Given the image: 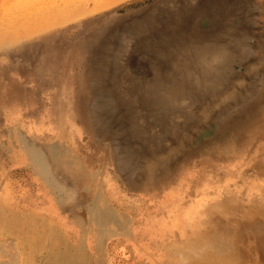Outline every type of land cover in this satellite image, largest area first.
<instances>
[{"label": "bare ground", "instance_id": "6f19581e", "mask_svg": "<svg viewBox=\"0 0 264 264\" xmlns=\"http://www.w3.org/2000/svg\"><path fill=\"white\" fill-rule=\"evenodd\" d=\"M37 1L0 22V264H264V0Z\"/></svg>", "mask_w": 264, "mask_h": 264}, {"label": "rangeland", "instance_id": "374dc122", "mask_svg": "<svg viewBox=\"0 0 264 264\" xmlns=\"http://www.w3.org/2000/svg\"><path fill=\"white\" fill-rule=\"evenodd\" d=\"M11 1V3L13 4V7H11V10L16 14V15H25V13L27 12V13H29V12H31V11H33L34 9H30L31 7H34L38 2H40V1H37V0H10ZM43 1H47V2H52V1H56V0H43ZM138 1V2H137ZM152 0H123V1H121L116 7H114V8H112V9H108V10H105V11H102L101 13H105V14H107V13H109L110 11H114V12H116V13H121V12H125V11H127V9H129V8H131V7H138V6H140V5H143V4H145V3H149V2H151ZM8 5H10V4H8ZM8 5H7V0H0V7L1 8H3L2 9V13L0 14V20L2 19V18H4V16H7L6 17V19L8 20V18H9V16L10 17H13V15H8V13L6 12L7 10H8ZM129 5V6H128ZM128 6V7H127ZM28 7H29V9H28ZM11 11V12H12ZM4 12H5V14L6 15H4V16H2L3 14H4ZM9 14H11V13H9ZM98 15V14H97ZM100 15V14H99ZM96 16V15H95ZM2 17V18H1ZM90 18V17H89ZM5 19V18H4ZM4 19L3 20H1L0 22H3V23H5L4 22ZM79 20H81V21H79ZM84 20V21H83ZM8 22V21H7ZM6 22V23H7ZM78 22V23H77ZM5 23V24H6ZM69 23H71V25H73L72 27H70L71 29H81V28H83V26H85V24H86V19H84V18H82V16L78 19V20H75L74 22H69ZM69 28V29H70ZM59 30H53V31H50V32H45L44 34H43V37H44V39L42 38V37H40L41 35H39V36H30V37H27V38H25L24 40H22V43H23V45H25V46H29L30 44H34V42H39V40H42L41 41V44L42 43H44L45 45H48L49 46V44H51V42H52V40H54V39H56L57 38V34L59 33V34H63V33H65V32H62V31H65L62 27L61 28H58ZM50 42V43H49ZM3 53V51H0V54H2ZM41 64V63H40ZM261 115V118H263L264 119V113H262V112H260L259 113V116ZM261 132H262V136L264 137V134H263V132H264V127H262L261 128ZM261 136V137H262ZM264 140V139H263ZM246 178V177H245ZM5 187H6V185H5ZM5 187H4V191L6 192V190H5ZM2 191H3V189H2ZM0 193H2V192H0ZM171 195H174V194H171ZM251 202V201H250ZM233 204H234V206H239L241 209H243V210H245V209H247V208H249V207H253V209H254V205L256 204H252V203H248L247 201H245L244 199H237L236 201H234L233 202ZM195 205H196V203H195ZM195 205H192L191 207L190 206H188V208L190 207V209L192 210V212H194V210H195V208H196V206ZM211 217L212 216H209V221H210V219H211ZM206 226V225H205ZM258 229V232H261L260 233V236H264V231L262 230H260V227H258L257 228Z\"/></svg>", "mask_w": 264, "mask_h": 264}, {"label": "crops", "instance_id": "0c3cea01", "mask_svg": "<svg viewBox=\"0 0 264 264\" xmlns=\"http://www.w3.org/2000/svg\"><path fill=\"white\" fill-rule=\"evenodd\" d=\"M3 160H5V159H3ZM4 162H5V161H4ZM15 174H17V175H22L23 172L20 171V170H18L17 173H15ZM6 184L9 185V179H8V181H7ZM11 185H16V184H12V183H11ZM5 190H6V196H8V193H9L10 188L8 189V187H5ZM18 190H19V189H18Z\"/></svg>", "mask_w": 264, "mask_h": 264}]
</instances>
